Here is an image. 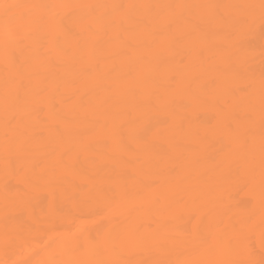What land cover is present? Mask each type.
I'll return each instance as SVG.
<instances>
[{"label":"bare ground","instance_id":"6f19581e","mask_svg":"<svg viewBox=\"0 0 264 264\" xmlns=\"http://www.w3.org/2000/svg\"><path fill=\"white\" fill-rule=\"evenodd\" d=\"M8 2L191 7L37 10L7 45L0 19V264H218L189 239L249 218L264 264L261 0Z\"/></svg>","mask_w":264,"mask_h":264},{"label":"snow or ice","instance_id":"6c2138e0","mask_svg":"<svg viewBox=\"0 0 264 264\" xmlns=\"http://www.w3.org/2000/svg\"><path fill=\"white\" fill-rule=\"evenodd\" d=\"M58 7H72V8H87L89 10H95L98 8L109 9L110 15L116 17L119 21V27L124 31H128L131 28H146L152 22L148 16L137 15L132 16L130 14L131 9L142 8L152 9L159 7L168 8H186L191 6L186 5H124V4H112V5H37V4H22L11 3L8 0H0V19L3 21L2 32L7 45L10 39L19 38L21 33L26 29H31L33 24L41 23L48 27L55 26V15H40L37 10L52 9ZM213 7V6H207ZM260 7V23L264 26V0H261ZM223 21V18H220ZM255 23V19L251 16H246L238 21L234 22V26H251ZM168 30H171L173 25L171 22L166 24ZM261 89H262V108H261V156H262V168H261V182L264 186V76L261 77ZM11 120L7 121L10 125ZM254 143V138L249 136V139L242 146L245 150L250 149ZM253 221L249 218L245 222L233 225L231 230L219 231L210 230L207 234L190 238L188 243L195 246L197 249L205 251H214L221 255L233 257L219 261L218 264H252V261L246 259L248 255V239L249 234L253 230ZM259 230L261 238L264 239V211H262L261 220L259 224ZM103 247L111 251L114 256H119L121 249L118 246H109V242L105 241ZM98 264H104V262H98ZM107 264H129L119 258H115ZM154 264H171L168 261H156ZM175 264H195V262L189 261H176Z\"/></svg>","mask_w":264,"mask_h":264},{"label":"rangeland","instance_id":"374dc122","mask_svg":"<svg viewBox=\"0 0 264 264\" xmlns=\"http://www.w3.org/2000/svg\"><path fill=\"white\" fill-rule=\"evenodd\" d=\"M259 250V249H258ZM261 252V251H260Z\"/></svg>","mask_w":264,"mask_h":264}]
</instances>
